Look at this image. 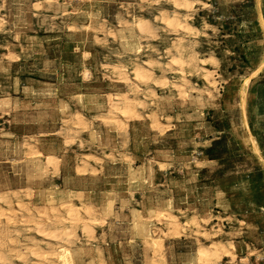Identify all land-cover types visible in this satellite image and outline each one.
I'll return each instance as SVG.
<instances>
[{"label":"rangeland","instance_id":"obj_1","mask_svg":"<svg viewBox=\"0 0 264 264\" xmlns=\"http://www.w3.org/2000/svg\"><path fill=\"white\" fill-rule=\"evenodd\" d=\"M0 210V264H264V0H0Z\"/></svg>","mask_w":264,"mask_h":264},{"label":"bare ground","instance_id":"obj_2","mask_svg":"<svg viewBox=\"0 0 264 264\" xmlns=\"http://www.w3.org/2000/svg\"><path fill=\"white\" fill-rule=\"evenodd\" d=\"M150 1V0H149ZM50 3V2H49ZM177 8V7H176ZM125 10V9H124ZM188 12V11H187ZM92 13V12H91ZM78 14V13H77ZM91 15V14H90ZM91 18H92V15H91ZM190 18V17H189ZM191 19H193V18H191ZM91 20V19H90ZM92 21V20H91ZM95 21H96V19H95ZM94 22V21H93ZM90 23V22H89ZM92 26V25H91ZM124 28V27H123ZM127 28V27H126ZM134 28H137L138 29V31L140 32V33H142V34H146L147 33V31H148V29H149V21L148 20H146V19H143V20H139L138 22H135L134 23ZM122 29V28H121ZM192 29V28H191ZM131 31H133V28H131ZM183 31V30H182ZM118 35H119V33H118ZM188 36V35H187ZM130 38H133L132 36H130ZM125 40H126V38H124ZM134 41V40H133ZM127 44L128 45H130L129 44V42L127 41ZM142 46V45H141ZM127 50V49H126ZM171 50H173V49H171ZM178 61V60H177ZM186 64V63H185ZM150 70V69H149ZM210 72V71H209ZM136 76H137V78L138 79H145L146 78V76L145 75H143L142 73H140V72H138L137 74H136ZM165 76V75H164ZM163 76V77H164ZM123 78V77H122ZM211 81V80H210ZM119 83V82H118ZM159 84V83H158ZM158 87H159V85H158ZM115 94H117V93H115ZM119 95V94H118ZM123 95V94H122ZM122 95L121 96H119V97H122ZM124 96V95H123ZM119 97H116L115 98V101L116 102H121L122 100L119 98ZM83 101V100H82ZM138 101V100H137ZM112 102H113V100H112ZM112 109H113V112H116V113H118L119 114V117H120V119H122V120H125L126 122H128V121H130V120H132V119H137V114H136V112H134V103H132L131 101H129V100H125V101H123L122 102V107L120 108V107H118L117 106V104H114L113 105V107H112ZM147 110V109H146ZM159 117V116H158ZM116 119V118H115ZM80 120V119H79ZM110 120V119H109ZM121 120V121H122ZM133 121V120H132ZM118 122V121H117ZM129 123V122H128ZM78 124H79V122H78ZM161 127V126H160ZM33 142V141H32ZM31 142V143H32ZM37 145V144H36ZM50 156V155H49ZM48 156V157H49ZM54 156V155H53ZM54 158V157H53ZM56 158V157H55ZM57 159V158H56ZM49 160L50 161H52L53 159H51V158H49ZM89 165V164H88ZM54 167V166H53ZM58 167V166H57ZM56 168V167H55ZM58 170V169H57ZM135 171V170H134ZM137 176V175H136ZM136 178V177H135ZM42 198V197H41ZM47 198H48V196H47ZM77 198H78V196H77ZM79 199V198H78ZM41 200H43V199H41ZM46 200V199H45ZM38 201H39V198H38ZM82 201V200H81ZM42 202V201H41ZM48 202H49V204L50 203H52L53 204V202H54V198L53 197H51V198H49V200H48ZM47 202V203H48ZM68 202H69V200H68ZM70 203V202H69ZM72 203V202H71ZM70 203V204H71ZM103 203V202H102ZM105 203V202H104ZM168 203H169V201H168ZM48 204V205H49ZM172 204V203H171ZM42 205H45L44 203H42ZM51 205V204H50ZM54 205V204H53ZM106 205V204H105ZM34 206V205H33ZM70 206V205H69ZM66 207V204L64 203L63 205H62V208H65ZM76 207V206H75ZM74 207V208H75ZM114 207V206H113ZM153 207V206H152ZM5 208L7 209V211H8V215H10L11 214V212H13L12 211V206H11V204H10V202L9 201H5ZM61 208V209H62ZM90 208V207H89ZM157 208V207H156ZM165 208V207H164ZM41 209V208H40ZM72 209V208H71ZM76 209V208H75ZM102 209V208H101ZM153 209H154V207H153ZM25 210H27V209H25V207L22 205V204H20V202L17 204V211H19V212H23V211H25ZM65 210V209H64ZM157 210V209H156ZM175 210V209H174ZM28 211V210H27ZM36 212H37V210H35ZM40 211V210H39ZM102 211V210H101ZM165 211V210H164ZM69 212L71 213V215L73 216V214H74V212L75 211H72V210H70L69 209ZM105 212H107V213H109V212H111V206L109 205L107 208H106V210H105ZM144 212V211H143ZM142 212V213H143ZM152 212V211H151ZM14 213V212H13ZM90 213H91V211H89L88 212V214L90 215ZM146 213V212H145ZM148 213H150V211L148 212ZM153 213H155V212H153ZM16 214V213H15ZM76 214V213H75ZM5 215V213L3 212V211H1L0 210V218L1 217H3ZM34 215V214H33ZM141 215V214H140ZM11 216V215H10ZM32 216V215H31ZM138 216H139V214H138ZM19 217H21V216H19ZM204 216H202L201 218H203ZM9 219H10V217H8ZM15 218V217H14ZM139 218V217H138ZM205 218V217H204ZM13 219V218H12ZM140 219H142V218H140ZM146 219L148 220V216L146 217ZM161 219V218H160ZM163 221H165V222H167V223H175L176 222V217L175 216H173V215H169V216H165V217H163ZM15 220V219H14ZM143 220V219H142ZM206 220V219H205ZM36 221V220H35ZM86 221V220H85ZM88 221H90V220H88ZM225 221V220H224ZM208 222V221H207ZM226 222V221H225ZM32 223V222H31ZM100 223V222H99ZM1 224V223H0ZM102 224V223H101ZM148 224V223H147ZM150 224V223H149ZM204 224V223H203ZM83 225H84V227L87 229L88 227V224L86 223V222H83ZM207 225V224H206ZM10 226V225H9ZM172 226V225H171ZM35 227L37 228V233H39V232H41V228H40V226H39V223H36L35 224ZM179 227V226H178ZM171 228V227H170ZM169 228V229H170ZM189 228V227H188ZM133 229L137 232V233H139L144 239H146V240H149V242H151V245L153 246V247H156L157 246V240L155 239V238H153V235L151 234V231H150V228L149 227H147V225H146V223H144L143 221H139V220H137V221H135L134 222V224H133ZM156 230V229H155ZM154 230V231H155ZM173 230V229H172ZM206 230V229H205ZM157 231H159V230H157ZM171 231V230H170ZM178 231V230H177ZM183 231V230H182ZM14 233V232H13ZM87 233V232H86ZM90 233V232H89ZM154 233V232H153ZM8 234V233H7ZM9 234H11V232L9 233ZM9 234H8V237H9ZM155 234V233H154ZM58 235H59V233H55V235L54 236H50V235H48V236H50V237H47V238H45V240H49V241H54L57 237H58ZM64 235V234H63ZM68 235H70V233L68 234ZM4 236V235H3ZM6 236V235H5ZM88 236V235H87ZM159 236V235H158ZM2 239H4V238H2ZM5 239H6V237H5ZM14 240V239H13ZM1 241V240H0ZM4 241V240H3ZM218 242V241H217ZM3 243H5V242H3ZM45 243H47V242H45ZM231 243V242H230ZM2 244V243H1ZM234 244V243H233ZM4 245V244H3ZM48 245H49V243H48ZM55 245V244H54ZM53 245V246H54ZM12 246V245H11ZM224 246V245H223ZM6 247V246H5ZM52 247V246H51ZM231 249H233V248H231ZM55 250L57 251V257H56V261H57V263L58 264H75L74 263V257H73V254H72V252L68 249V248H65V247H63V246H60V245H58V244H56V248H55ZM224 250H225V248H224ZM233 250H235V248L233 249ZM219 251V248H217L216 246H209L208 248H206V249H202V250H200V254H199V256L201 257V258H204V259H207V260H209L208 258H210V257H214V256H217V252ZM38 252V251H37ZM59 253V254H58ZM236 253V252H235ZM34 255H38L37 253H33ZM223 254V253H222ZM221 254V255H222ZM239 254V253H238ZM22 255V254H21ZM256 255V254H255ZM17 257H20V256H18L17 255ZM39 257V256H38ZM37 257V258H38ZM101 257V256H100ZM25 258V257H24ZM214 259V258H213ZM22 260V259H21ZM44 261H43V264H55L54 262H52L51 260H50V258L48 257V256H46V254H45V257H44V259H43ZM211 260V259H210ZM24 261V260H23ZM201 261V260H200ZM0 262L2 263V257L0 256ZM20 262V261H19ZM5 264H8V263H5ZM12 264V263H11ZM205 264H207V263H205Z\"/></svg>","mask_w":264,"mask_h":264}]
</instances>
